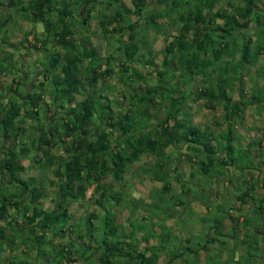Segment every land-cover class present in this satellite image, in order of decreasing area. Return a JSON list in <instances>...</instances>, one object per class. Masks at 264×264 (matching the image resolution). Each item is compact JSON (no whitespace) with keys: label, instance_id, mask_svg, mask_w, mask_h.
I'll return each mask as SVG.
<instances>
[{"label":"trees","instance_id":"1","mask_svg":"<svg viewBox=\"0 0 264 264\" xmlns=\"http://www.w3.org/2000/svg\"><path fill=\"white\" fill-rule=\"evenodd\" d=\"M148 1L129 0L131 6L127 7L125 0H0V76L10 77L8 88L0 90L1 253L5 251L3 245L19 240L30 246L31 252H38L37 259L50 256L44 248L46 242L61 247L58 255L63 261L57 260L56 264H163L158 260L164 256V264H175L179 259L182 264H199V250H207L205 243L193 248L188 245L189 238L186 246L173 248L169 243L176 240V235L170 234V227L161 226L162 230L155 233L149 221L161 214L154 212L153 208L158 207L154 201H166L171 194V200L175 198L171 204L184 206V199L190 195L208 206L209 181L220 180L223 170L234 168L243 177V186L234 189L239 191L235 201L239 207L249 204L252 214L232 219L229 212L216 221L214 234L229 236V242H220L222 248L228 246L222 264H264V141L252 138L248 146L257 151L252 154L245 149L248 164L244 166L231 153L236 146H224L222 141L223 132H227L228 142L236 135L243 136L232 132L230 124L244 118L238 117L240 112L245 115L248 106L261 111L264 105V8H259L260 0H243L242 7L213 12L219 0H170L165 14L169 0H156L162 8L155 12L147 9ZM133 16L136 20L131 21ZM165 16L168 24L177 23L180 29L177 34L162 35L166 45L156 67L151 45L154 40L149 39L146 27L160 35L167 23L158 21ZM17 18L41 29L23 37V43H27L32 35L31 47L41 52L40 65L36 64L42 68L41 75L36 76L39 79L35 77L38 85L32 83L33 78L26 82V76L19 74L21 67L14 66L15 54L2 49L3 44L10 46L7 26ZM141 18L145 26L137 29ZM94 20L102 37L115 34L113 44L109 43L112 52L105 56L86 45L90 43L88 26ZM252 23L258 28L247 35L244 30L249 32ZM114 76L121 90L106 82ZM195 77L199 81L193 100H207L210 106L206 108L224 111L226 126L221 131L208 123H195L185 108L190 95L186 89ZM114 90L120 93L121 102L105 95ZM227 92L234 95L227 96ZM124 101L127 108H123ZM106 109H110L108 117ZM156 110L159 117L154 119L152 112ZM55 148H61L62 153L55 154ZM169 149L180 150L176 154L169 153ZM144 156L150 161L140 173L155 184L148 194L152 202L146 203L148 214L141 215L138 226L127 231L117 223L120 211L116 208L121 198L125 213L134 219L145 200L132 193L125 198L123 192L113 190V184L123 181L130 166ZM183 157L190 166L188 172L179 171L176 163L169 165ZM25 160L53 174L49 182L60 199L56 208L47 211L23 205L24 195H29L33 203L45 196L43 187L35 184L36 179L26 176L29 165L23 164ZM105 179L113 180L112 184H105ZM173 181L182 189L180 194L172 191ZM88 189L92 191L86 199ZM87 200L100 212H89L81 227L71 225L68 202ZM9 208L16 214L23 208L19 220L9 215ZM226 217H231L234 224L231 234L224 228ZM23 223L26 227L19 226ZM46 233L63 238L64 244H54ZM239 243L245 248L237 257ZM210 254L211 264H221ZM188 255L193 259H187ZM257 257L261 261L255 262Z\"/></svg>","mask_w":264,"mask_h":264},{"label":"rangeland","instance_id":"2","mask_svg":"<svg viewBox=\"0 0 264 264\" xmlns=\"http://www.w3.org/2000/svg\"><path fill=\"white\" fill-rule=\"evenodd\" d=\"M167 4L164 6V12L165 14H167V6H169V1H166ZM228 2L231 3L232 5L229 6ZM125 5L127 7H130L131 4L129 2V0H125ZM148 7L147 9L151 12H155L158 11V9H161V5L156 3V0H149L148 1ZM260 5L262 6V8H264V0H260V2L258 3V6L260 8ZM243 6V0H219L215 6V8L213 9V12H215L217 9H223V10H228L229 7H233V8H238V7H242ZM259 14L260 12L257 11ZM100 12H96L95 15H99ZM132 20H136V17H132ZM138 20V19H137ZM240 20V19H239ZM160 23H167V17L165 16L164 18H160V20L158 21ZM168 24V23H167ZM166 24V27L164 28V31L160 34V35H156L155 33H153L151 31L150 28L146 27V30L148 31L149 34V39H153L154 41L151 43L152 48L154 50V54L156 56V60H155V66L157 67L161 61V55H160V51L164 48V46L166 45L165 40L163 39V36H168L170 34H177L179 33V29L180 26L179 24L175 23V24ZM143 25L142 23V18L141 21L139 23H137V29H141L140 27ZM145 26V25H143ZM97 21H92V23L88 26V31H89V38H90V43H86V45L89 47L94 46L95 48H97L100 52L101 56H105L107 55L109 52H112V47L110 46L109 43L114 42V38H115V34L114 37H111L109 35H107V38L102 37L99 34V31L97 30ZM258 28L257 24L252 23V26L248 32V30H244V32H247V35H249L250 33H252L253 31H256ZM36 30V31H35ZM40 27L35 26L34 24H29L28 22H26L23 19H15L14 21L10 22L7 26V34H9L10 38H9V42H10V46L3 44L2 45V49L3 50H9L10 52H13L15 54V58L17 59L16 61H13L14 66L19 69V67H21V72L19 74L22 73V77L26 76V79L23 78V81L25 79V81H30L32 82V78L34 79V81L32 82L34 85H38L39 81L35 80V77L37 75H41V71L42 68L36 66V64L40 65V61L41 60V52L40 51H36V49H33V47H31L32 45H34V38L32 37V34H36L38 31H40ZM30 31V34L28 36V42L27 43H23V37L25 36V34L27 32ZM127 32L128 30H125V35L127 36ZM78 33L80 34L81 32L78 31ZM1 37V35H0ZM249 36H246V38ZM241 39H243V36H241ZM108 43V45H107ZM1 52V51H0ZM157 53V55H156ZM21 54V55H19ZM38 57V58H37ZM37 60V61H36ZM255 68V67H254ZM15 70V69H14ZM147 70V69H146ZM17 72V70H15ZM145 71V70H144ZM253 68H251V72H253ZM37 72V73H35ZM26 73L28 75H26ZM40 76L36 77V79H39ZM31 78V80H30ZM2 77L0 76V80L2 81ZM6 81H0V90H6L10 84V77H7L5 79ZM118 77L114 76L111 79H107L106 82H108V84H111V86L118 88L119 90L122 89V85L120 84V82L118 81ZM153 80V79H151ZM199 81V77H195V80L192 81L191 83H189V87L186 89V91L188 93H190L189 95V100L185 106L186 110L190 111L192 113L193 116V121L197 124H201V125H206L207 123L210 126H213L215 129V131L218 130H222L225 126H226V121H224V117H225V113L221 108H216V110H212L209 108H206L208 106H210L209 102L207 100H203V101H196L193 100L196 95H195V90L197 88V84ZM105 81H102V83H104ZM155 82V80L153 81ZM250 82V78H247L246 80V84L249 86ZM44 86L46 85V82H44ZM101 83V84H102ZM178 87L181 88L180 83L177 84ZM20 88V87H19ZM142 91L144 90V88H141ZM228 90V89H227ZM43 94L45 96V98H49L48 93L46 91V89L43 90ZM227 96L228 95H234L232 92H227L226 93ZM106 96H110L111 98H115L120 100L121 95L120 93L117 91H111V92H105ZM78 99H81L80 97H78ZM233 99L236 100L235 96H233ZM123 101V100H122ZM121 102V100H120ZM125 103L123 104V108H127V103L126 101H124ZM98 107V105L96 104V108ZM211 108H213V106H211ZM108 111V113H105L106 117H108L109 111L110 109H106ZM263 110V111H262ZM262 110L260 111L259 108H253L252 106H248L246 108V112L245 115L244 113L241 114V112L239 113V118L243 117V119H239L236 120L234 119L235 123L230 122L231 126H232V132H235L237 134V132H239L240 134H242L243 136H237L236 138L232 141H227L228 139V134L227 132H223V140L224 141V146L226 145H233L236 146L238 148L235 147V149L231 150V153L233 154V156L237 159V160H241V165H247L248 164V160L246 157V154L244 153L245 149H249L250 152H252V154L256 153V148H252V146H248L250 144V142H252V138L253 139H257L258 137L262 138V142L264 141V132H263V124H264V105H262ZM239 111V110H234V112ZM260 111V113L258 112ZM154 114V119H157L159 117V112L153 111L152 112ZM241 114V115H240ZM232 121V120H230ZM214 122H216L217 126L214 125ZM233 127H235L233 129ZM237 128V129H236ZM240 140V141H239ZM241 148H239L240 144ZM249 147V148H248ZM223 151H225V153L227 152L225 150V148H222ZM61 148H55L53 149V151L55 152V154H60L62 153V151H60ZM180 150V149H179ZM179 150L176 149H169V153H171V151L173 153L178 154ZM182 152H184L182 150ZM262 153L264 154V147L262 150ZM183 156H186V153H183ZM221 156V155H220ZM186 158L183 157L181 158V160H177L174 159L171 161V163L169 165L173 166L174 163H176V167L178 168L179 171H184V172H188V170L190 169V166H188V163L186 162ZM149 157L144 156L140 162L132 164L130 166V170L128 172V174L124 177L123 181H121L118 184H113V190L114 191H118V192H123V195L125 198H128L127 195L132 193V195L136 198H141L145 201L142 202V206H140V209H138V213L136 215L137 219H134L135 217H131L129 216V213H125V209L124 208V202H123V198H121V202H120V206L116 208V210L118 209V211H120V214L117 217V223L119 225H121L122 227H124L127 231L131 230L133 227L138 226L139 224V219L141 217V215H147L148 212L144 209V207L147 209L148 207L146 206V203L149 202V198L150 196L149 194V190L155 187V184L153 182H151V180H149V178L145 175H143L142 173H140L141 168L146 167L148 162H149ZM23 164L25 166L29 165V161L25 160L23 161ZM31 165H29L27 168L28 170L26 171V176H33L36 179L35 184H40L41 187H43L44 192H45V196L46 198H44L41 201H37V202H31L30 200V196L29 195H24L23 196V205H30V207H34V205H38L39 207L43 206V207H47V208H52L53 205L51 204V200L55 199V194H56V188L55 186L53 187V185H50L48 182L52 179L53 180V174L48 171V170H40V168L37 166L36 163H30ZM32 166V167H31ZM223 176L221 177L220 180H215L212 179L211 181H209V184L207 185V188L209 190H211V193L208 195L209 198V203L206 205H203L202 202L200 201H196L194 198H192L190 195H188V198L184 199V206L181 205H174L171 204L172 202H175V198L171 200L170 196L171 194H169L168 196H166V201L162 200V201H154V204H156L158 207L157 209H154V212L159 211L161 215H155L152 216V218L150 219V223H152V227L155 229V233H159L160 230H162L163 226H167L171 231L170 234L176 237V240L174 239L173 241H171V247H175V248H182L183 246H186V239L189 240L188 245L190 247H197L199 246H203V244H206V249L204 251V249H198L199 250V255L201 258V261L199 264H211L209 259V254L212 256V259H218L220 261V263H224V261L226 260L227 257V252L226 249H228V246L225 247H221L220 246V242L221 241H227L228 237H219L216 236V234H214L215 231V225H216V221L221 220V216L223 215H227L229 212H231V216L232 219H235L238 217L239 214H252V208L251 206H249V204L244 205L243 207H239L237 206L238 204L235 201V197L234 195L238 194L239 191H234L235 188H238V186H243V177L241 176V173H239V171H236L233 169H229V170H223ZM25 175H23V177H26ZM232 181L231 183H229V181ZM111 179H105L103 182L105 184H112ZM173 186H172V191L176 192L177 194H180L182 191V189L180 188L179 185H177L175 183V181L172 182ZM263 184V183H262ZM124 185V187H123ZM204 188V186H202ZM160 188V187H158ZM92 189H88L86 196L89 197V195L91 194ZM216 196H215V194ZM259 193H262L261 190L258 191ZM207 196V194L205 195ZM204 196V197H205ZM220 198H219V197ZM52 198V199H51ZM219 199V200H217ZM150 202H152L150 200ZM37 203V204H36ZM153 204V203H150ZM130 205V203H129ZM218 206H219V210H218ZM23 208L20 209V211H17L18 213L16 214V211H14V209L9 208L8 213L9 215H14L17 217V220H19L20 215H21V211ZM69 212L71 214V220H69V223L71 225L77 224L80 225V227L82 226V219L85 218V216L92 211H96V212H100L97 208L96 205L93 204V202H87V201H80L79 203H69ZM122 209V210H121ZM239 209V210H238ZM163 210V212H162ZM128 214V215H127ZM230 215V214H228ZM129 217L130 222H128L127 218ZM163 219H166V223L164 222ZM231 217H226L225 220V230L227 229V232L229 234H231L230 228H233L234 224L232 221ZM136 220V221H135ZM168 220V221H167ZM242 219L240 218V221ZM256 220V219H255ZM132 221H134V223H132ZM143 220H141L140 222H142ZM148 221H143L144 224H148ZM96 223V222H95ZM161 223V224H160ZM134 226H133V225ZM25 226V223L20 224L19 226ZM150 226V225H148ZM162 226V227H161ZM2 228L4 227V224L2 225ZM168 229V230H169ZM148 232H153L152 230L149 231L150 229H147ZM166 230V231H168ZM16 232V231H15ZM249 233V232H247ZM16 234V233H15ZM47 234V238L52 239L51 241L55 244H64V239L63 238H54L53 236H51L50 234ZM207 234L209 236H207ZM249 235V234H248ZM23 238H25V236H23L21 239L23 240ZM212 238H217L218 240H212ZM158 239V238H157ZM224 239V240H223ZM178 240V241H177ZM47 241V240H46ZM45 241V242H46ZM158 240H153V242L156 244ZM2 242V241H1ZM0 242V245H1ZM23 244L22 242H20L19 240L17 241V243L15 242L14 244L9 243L8 247H6L5 245H3V248L5 251H2V253L0 252V264H6L9 261L14 260L16 262V264H51V259H54L53 264H56V261H63V257L58 255L59 253V249L61 247H52L51 244H48L46 242V244H44V248L48 251H50L51 253L48 254L50 256L43 258V259H37V255L38 252L36 250L33 249V252H31L29 249L30 246L23 244V246H21V248H19V246ZM168 244V245H169ZM229 244V243H228ZM168 247V246H167ZM19 248V249H18ZM225 248V252L223 251ZM243 246H240V243L236 246V254L237 257H239L243 251H244ZM9 249H12L11 251H8ZM56 254V255H55ZM77 256H74V258ZM167 256L161 257L158 262L159 263H165V260ZM187 259L192 258V256L188 255L186 256ZM76 259V258H75ZM193 259V258H192ZM191 259V260H192ZM254 259V258H253ZM261 261V258H255V262H259ZM69 264V263H68ZM70 264H82V262H71ZM175 264H182L181 259L177 260L175 262ZM213 264V262H212Z\"/></svg>","mask_w":264,"mask_h":264},{"label":"crops","instance_id":"3","mask_svg":"<svg viewBox=\"0 0 264 264\" xmlns=\"http://www.w3.org/2000/svg\"><path fill=\"white\" fill-rule=\"evenodd\" d=\"M33 37V36H32ZM38 58V57H37ZM6 78H3L2 79V81H6L5 80ZM1 81V80H0ZM1 81V82H2ZM53 150V149H52ZM61 151V150H60ZM58 154V153H57ZM52 180V179H51ZM49 184H50V182H49ZM54 187V186H53ZM56 193H57V190H56ZM46 195V194H45ZM44 198H46V196H44L43 198H41V199H39V201H41V200H43ZM86 199H88L89 197H85ZM52 199V198H51ZM60 202V199H59V196L57 195V194H55V199H52L51 200V204L53 205V207L51 208V209H54V208H56V204H58ZM87 202H90V200H87ZM69 203H74V202H68V206H69ZM37 204V203H36ZM34 207L36 208H38V209H41V210H47V211H49V210H51L50 208H47V207H43V206H41V207H39L38 205H34ZM70 210V209H69ZM70 216H71V214H70ZM83 220V219H82ZM77 263V262H76ZM70 264V263H69Z\"/></svg>","mask_w":264,"mask_h":264}]
</instances>
